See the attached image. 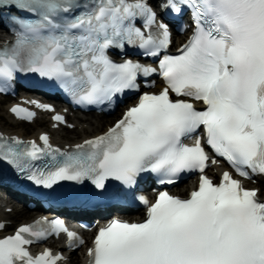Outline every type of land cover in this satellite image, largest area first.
I'll list each match as a JSON object with an SVG mask.
<instances>
[{
  "label": "snow or ice",
  "instance_id": "obj_1",
  "mask_svg": "<svg viewBox=\"0 0 264 264\" xmlns=\"http://www.w3.org/2000/svg\"><path fill=\"white\" fill-rule=\"evenodd\" d=\"M5 9L14 39L0 46V93L19 76L32 75L78 106H113L125 91L139 92L140 76L158 73L166 86L142 93L113 127L70 149L53 147L47 134L42 144L0 134V166L49 195H59L65 182L90 184L92 195L110 196L119 190L113 192L109 181L132 190L144 173L160 184L200 173L187 199L166 190L154 203L136 197L147 206L146 219H112L100 228L89 264H264L258 190L245 189L227 171L214 183L204 174L210 157L202 138L183 142L202 127L206 144L240 176L264 175V0H0V18ZM185 11L192 14L193 33L178 55H169V18ZM126 46L159 58L158 67L116 62L110 52L126 55ZM11 111L27 120L36 115L19 105ZM53 119L67 123L60 114ZM61 233L69 248L85 243L62 220L41 219L0 237V264H59L62 255H33L28 246Z\"/></svg>",
  "mask_w": 264,
  "mask_h": 264
},
{
  "label": "bare ground",
  "instance_id": "obj_2",
  "mask_svg": "<svg viewBox=\"0 0 264 264\" xmlns=\"http://www.w3.org/2000/svg\"><path fill=\"white\" fill-rule=\"evenodd\" d=\"M4 39L5 37L2 35V33H0V41H3ZM2 115L6 116L7 118L6 124L1 122ZM116 117L117 116H106L93 113L83 115H69V120L75 124L74 128L71 129L69 127L60 126L57 129H52L50 127L51 121L47 118L46 114H41L40 118L31 124H27L25 122L15 120L8 113V109H3L0 103V127L2 129L8 131L9 133H18L26 137L38 136L42 130L41 123L49 121V124L45 129L51 132L54 142L63 146L67 144L73 145L74 143L83 142L88 138L105 133L109 125L112 124ZM25 125L33 126V128L27 130L25 129ZM194 186L195 185L191 186L189 183H184L176 187L175 191L177 193H182L186 188H191ZM251 186L259 187L260 194H264V178L260 179L257 184L251 183ZM187 191L184 194H188ZM0 198V217L10 222L7 227L11 230L22 223L29 222L38 214L37 211H32L27 207L20 205V203H17L15 199H13L11 196H7L5 193H0ZM8 207L12 208L10 212L7 211ZM53 246L58 248L59 245L56 243L53 244ZM83 253L84 252L82 251H76L75 253L71 254L69 264H85V257Z\"/></svg>",
  "mask_w": 264,
  "mask_h": 264
},
{
  "label": "rangeland",
  "instance_id": "obj_3",
  "mask_svg": "<svg viewBox=\"0 0 264 264\" xmlns=\"http://www.w3.org/2000/svg\"><path fill=\"white\" fill-rule=\"evenodd\" d=\"M1 107H2L3 109L6 108L5 104H3V103H1ZM1 122H2V123H5V124L7 123V118H6V116H4V115L1 116ZM46 124H48V123H46ZM29 128L32 129L33 126H29Z\"/></svg>",
  "mask_w": 264,
  "mask_h": 264
}]
</instances>
